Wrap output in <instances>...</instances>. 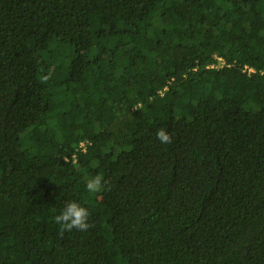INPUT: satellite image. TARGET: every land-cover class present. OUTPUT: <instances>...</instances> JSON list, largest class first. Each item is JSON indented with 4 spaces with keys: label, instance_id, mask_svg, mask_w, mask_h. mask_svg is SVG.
<instances>
[{
    "label": "trees",
    "instance_id": "trees-1",
    "mask_svg": "<svg viewBox=\"0 0 264 264\" xmlns=\"http://www.w3.org/2000/svg\"><path fill=\"white\" fill-rule=\"evenodd\" d=\"M0 264H264V0H0Z\"/></svg>",
    "mask_w": 264,
    "mask_h": 264
},
{
    "label": "clouds",
    "instance_id": "clouds-1",
    "mask_svg": "<svg viewBox=\"0 0 264 264\" xmlns=\"http://www.w3.org/2000/svg\"><path fill=\"white\" fill-rule=\"evenodd\" d=\"M157 138L163 144L171 143V136L164 129H158ZM107 181L100 174L89 178L86 181L85 188L89 194H97L104 190ZM55 223L61 226L62 231H72L73 229L87 231L92 225L89 223V212L75 201L66 203L61 214L55 216Z\"/></svg>",
    "mask_w": 264,
    "mask_h": 264
},
{
    "label": "built area",
    "instance_id": "built-area-1",
    "mask_svg": "<svg viewBox=\"0 0 264 264\" xmlns=\"http://www.w3.org/2000/svg\"><path fill=\"white\" fill-rule=\"evenodd\" d=\"M219 59H221V58L219 57ZM244 69H246V71H248V72L253 71V68H251L247 65L244 66Z\"/></svg>",
    "mask_w": 264,
    "mask_h": 264
}]
</instances>
